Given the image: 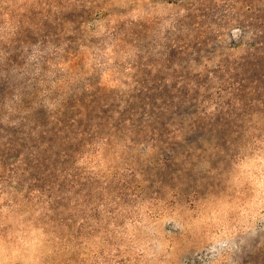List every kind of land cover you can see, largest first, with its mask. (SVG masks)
<instances>
[{"label": "rangeland", "instance_id": "374dc122", "mask_svg": "<svg viewBox=\"0 0 264 264\" xmlns=\"http://www.w3.org/2000/svg\"><path fill=\"white\" fill-rule=\"evenodd\" d=\"M12 236L35 264H264V0H0Z\"/></svg>", "mask_w": 264, "mask_h": 264}, {"label": "clouds", "instance_id": "9594fccd", "mask_svg": "<svg viewBox=\"0 0 264 264\" xmlns=\"http://www.w3.org/2000/svg\"><path fill=\"white\" fill-rule=\"evenodd\" d=\"M9 11L16 5H7ZM0 247L3 249L4 259L0 264H35L31 252L33 251V242L31 240L5 237L0 241Z\"/></svg>", "mask_w": 264, "mask_h": 264}]
</instances>
